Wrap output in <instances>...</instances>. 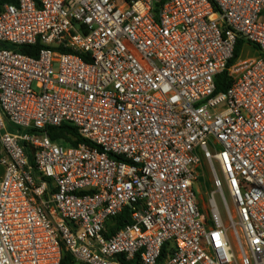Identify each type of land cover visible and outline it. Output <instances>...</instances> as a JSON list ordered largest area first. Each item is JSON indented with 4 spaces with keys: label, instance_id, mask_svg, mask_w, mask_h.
Returning a JSON list of instances; mask_svg holds the SVG:
<instances>
[{
    "label": "built area",
    "instance_id": "obj_1",
    "mask_svg": "<svg viewBox=\"0 0 264 264\" xmlns=\"http://www.w3.org/2000/svg\"><path fill=\"white\" fill-rule=\"evenodd\" d=\"M0 45V264H264V0H17Z\"/></svg>",
    "mask_w": 264,
    "mask_h": 264
},
{
    "label": "trees",
    "instance_id": "obj_2",
    "mask_svg": "<svg viewBox=\"0 0 264 264\" xmlns=\"http://www.w3.org/2000/svg\"><path fill=\"white\" fill-rule=\"evenodd\" d=\"M17 2V0H0V8L4 5V4H15ZM4 48H10L6 45H3ZM242 47V44H240L237 49H236V57H238L239 53H240V49ZM44 47L40 44L31 47V46H24L21 47L19 49L20 52L37 58L40 51L43 49ZM229 81H228V77H227V73H223L221 75L218 76L217 78V92H224L226 89H228L229 87ZM49 136L53 141H59L61 139H67L66 136H71V137H75L77 138V141L73 144L74 146H77L79 143L83 142L84 140L81 139L77 133V129L73 126L70 125H63L61 128L56 129V128H51L49 131ZM66 142H70L67 141ZM127 222V215L123 214L122 216H120L117 220V228H121L124 226V224ZM61 264H76V262L74 261L73 257L69 254L66 253L63 256V259L61 261Z\"/></svg>",
    "mask_w": 264,
    "mask_h": 264
},
{
    "label": "rangeland",
    "instance_id": "obj_3",
    "mask_svg": "<svg viewBox=\"0 0 264 264\" xmlns=\"http://www.w3.org/2000/svg\"><path fill=\"white\" fill-rule=\"evenodd\" d=\"M255 56H256V50L252 47L251 48L249 47L247 48L242 58L246 59L248 57H255ZM1 175H2V171L0 169V177ZM194 189L198 196L200 206L204 208V206L207 204V195L212 189V176L211 174H209L208 169L206 167L204 168V172L201 174V179L199 180V182L195 183ZM217 200L222 209V202L219 195H217Z\"/></svg>",
    "mask_w": 264,
    "mask_h": 264
},
{
    "label": "crops",
    "instance_id": "obj_4",
    "mask_svg": "<svg viewBox=\"0 0 264 264\" xmlns=\"http://www.w3.org/2000/svg\"><path fill=\"white\" fill-rule=\"evenodd\" d=\"M0 48H1V45H0Z\"/></svg>",
    "mask_w": 264,
    "mask_h": 264
}]
</instances>
